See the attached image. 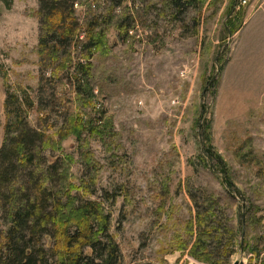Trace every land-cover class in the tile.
<instances>
[{"label":"rangeland","instance_id":"374dc122","mask_svg":"<svg viewBox=\"0 0 264 264\" xmlns=\"http://www.w3.org/2000/svg\"><path fill=\"white\" fill-rule=\"evenodd\" d=\"M243 1L208 0L176 12L172 0H81V25L98 18L99 28L110 27L109 45L93 58L90 88L79 86L74 70L76 85L58 84L61 100L40 110L39 2L0 0V147L8 92L29 97L24 114L44 132V158H59L70 174L62 184L88 175L97 189L90 197L116 195L113 205L104 203L123 264H207L180 250L195 242L191 194L200 193L220 201L237 229L245 212L250 248L232 264H261L264 254L251 248L264 237V0ZM236 15L239 30L230 37L227 21ZM77 120L100 132L83 129L79 140L71 133ZM206 132L233 195L215 173L218 161L202 160ZM64 154L71 165L63 167Z\"/></svg>","mask_w":264,"mask_h":264},{"label":"trees","instance_id":"16d2710c","mask_svg":"<svg viewBox=\"0 0 264 264\" xmlns=\"http://www.w3.org/2000/svg\"><path fill=\"white\" fill-rule=\"evenodd\" d=\"M207 1L172 0L171 4L179 12ZM38 2V54L42 77L37 99L40 110H46L59 99L58 84L70 82L76 85L74 70L82 74V79L77 81L79 86L85 84V88H90L92 61L96 53L105 51L109 45L107 32L110 27L99 28L98 18L88 21L86 27L82 26L77 10L81 0ZM119 6L120 3L115 7ZM235 18L237 15L227 21L233 34L239 30ZM110 21L112 18L107 20ZM118 28L121 30V22ZM130 28L127 27L126 31ZM46 70L51 71L50 78L44 75ZM52 81L54 83H50ZM31 104L29 97L8 92L5 104L7 135L0 147V264H123L120 245L111 230L112 214L107 212L104 203L108 200L113 205L116 195L106 193L103 200L90 197L97 193V189L94 188L95 181H87L88 175L81 177V184H62L70 174L61 167L59 158H44L47 148L44 132L33 129L24 114L26 106ZM72 128L71 133H75L79 140L83 138V129L92 134L100 132V127L92 122L84 124L83 120H77ZM210 139L206 132L202 160L205 163L214 159L218 161L219 171L215 173L223 175L221 184L233 195L238 191ZM62 160L65 167L74 159L64 154ZM88 163L91 164L92 159ZM191 196L196 217L195 223L189 222V227L196 239L191 246L188 243L180 250H189V255L201 263L232 264L242 245V251L250 248L245 237V212L237 229L216 198L201 193ZM241 207L245 208L240 205L238 211ZM251 250L261 259L263 236L255 239ZM261 264H264V256Z\"/></svg>","mask_w":264,"mask_h":264},{"label":"water","instance_id":"95a60500","mask_svg":"<svg viewBox=\"0 0 264 264\" xmlns=\"http://www.w3.org/2000/svg\"><path fill=\"white\" fill-rule=\"evenodd\" d=\"M238 1L236 2V5H235V8L238 6ZM229 34H230V37H232L233 36V33H232V31L230 30L229 31ZM221 54V52L219 53V55ZM210 84V83H209ZM207 90H208V87H206V89H205V92H207ZM204 115H205V111H203L202 112V116L204 117ZM200 127H202V124L200 125ZM204 145V143H202V146ZM223 176V175H222ZM244 205V204H243ZM244 222H245V219H244ZM242 240H244V235H243V237H242ZM243 248V245L241 246V249ZM233 264H244V262L243 261H241L240 259H237Z\"/></svg>","mask_w":264,"mask_h":264},{"label":"built area","instance_id":"2783aa9c","mask_svg":"<svg viewBox=\"0 0 264 264\" xmlns=\"http://www.w3.org/2000/svg\"><path fill=\"white\" fill-rule=\"evenodd\" d=\"M243 2H244V3H246V2H247V0H244Z\"/></svg>","mask_w":264,"mask_h":264}]
</instances>
